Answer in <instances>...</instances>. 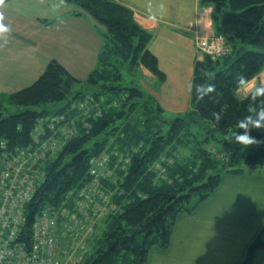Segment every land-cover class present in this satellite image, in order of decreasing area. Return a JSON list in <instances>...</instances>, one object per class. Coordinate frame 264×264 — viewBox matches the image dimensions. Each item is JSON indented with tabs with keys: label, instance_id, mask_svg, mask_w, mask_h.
<instances>
[{
	"label": "trees",
	"instance_id": "obj_1",
	"mask_svg": "<svg viewBox=\"0 0 264 264\" xmlns=\"http://www.w3.org/2000/svg\"><path fill=\"white\" fill-rule=\"evenodd\" d=\"M71 1L104 27L95 63L80 79L51 58L32 83L2 94L0 179L9 177L0 190H10L12 196L24 191L13 176L16 166L19 176L24 170L41 171V180L21 203L25 219L20 232L27 240L34 220L47 213L55 219L53 234L60 245L62 228L70 238L95 231L88 248L71 264H147L149 249L168 248L177 216L191 213L207 199L223 173L252 171L243 165L254 161L264 165V129L252 130L261 142L248 145L245 154L240 144L225 140L249 111L250 102L237 95L235 77L243 73L250 80L264 68V0H198L200 6L213 7V27L231 51L217 58H195L190 116L168 120L157 102L124 80V70L133 73V65H142L161 82L166 79L158 57L148 48L151 33L116 0ZM210 83L214 91L201 96L196 85ZM87 97L117 104H101L97 114L95 108L84 114L79 104ZM1 100L14 110L5 109ZM213 112H221L219 121ZM65 128L72 131L64 142L59 137L60 142ZM42 145V157L19 165L18 160L32 158ZM218 152L229 154L221 158ZM104 165L109 174L100 171ZM102 195L111 210L95 213L85 204L78 212V202H102ZM74 211L81 222L70 220ZM259 249L264 251V222L239 264H252Z\"/></svg>",
	"mask_w": 264,
	"mask_h": 264
},
{
	"label": "crops",
	"instance_id": "obj_2",
	"mask_svg": "<svg viewBox=\"0 0 264 264\" xmlns=\"http://www.w3.org/2000/svg\"><path fill=\"white\" fill-rule=\"evenodd\" d=\"M116 1L130 8L135 21L152 33L148 48L156 54L159 67L166 73L160 86L165 90L162 98L190 100L189 86L197 55L195 34L214 32L213 7L200 6L198 0ZM15 2L0 0V49H7L13 38L23 46L31 42L24 38L26 29L19 25H29L33 13L16 9ZM22 6L30 10L32 4ZM259 80H264V68L249 80V86ZM178 90H183V96ZM237 95L245 96L242 90H237ZM263 222L264 173L246 170L223 173L207 199L191 213L177 216L168 248L149 249L147 264H239ZM252 264H264L263 250L255 252Z\"/></svg>",
	"mask_w": 264,
	"mask_h": 264
},
{
	"label": "rangeland",
	"instance_id": "obj_3",
	"mask_svg": "<svg viewBox=\"0 0 264 264\" xmlns=\"http://www.w3.org/2000/svg\"><path fill=\"white\" fill-rule=\"evenodd\" d=\"M16 1V9L20 8L29 15L31 12L33 13L29 25H27L26 23L24 25H19V27L22 26L23 29H26L24 38L29 39L31 42H29V45L23 46V43H20L17 41V39L13 38L10 43H7V49H0V52L2 53V55L0 56V65H2L0 68V99H2V94L3 96H6L11 92L32 83L40 75V73L46 66V63L51 58L58 59L74 76L80 79H85L95 63L97 53L102 43L101 31H104L102 30L104 29V27L93 17H91L88 13H85L82 10V7L78 5L75 1ZM27 3L32 4L30 10L25 6H22V4ZM42 17H49L48 20L53 19L54 22H49L45 24V21L42 20ZM212 28L214 30L212 34H205L204 32H197L195 34L194 41L195 47L197 49V55L195 58H202L204 54H208L206 48H203L200 43L203 39H206L207 42L216 43L217 45L220 44L219 41L221 40L219 39V36L221 34L216 32L213 27V16ZM222 42L228 45L225 39L222 40ZM9 46L11 49H8ZM3 47L4 46H2L1 48ZM3 51H5V53H3ZM9 51L11 53H9ZM230 51L231 48L229 46V52L227 54H229ZM3 54L6 55L4 56L5 58L2 57ZM208 55H210L212 58L219 57L211 53ZM131 69L132 72L134 69L133 73L124 70L125 82H131L132 84H136L143 91L145 98L152 100L153 102H157L164 110V113L162 115L164 119L168 120L173 118L175 115L179 114H185V117L189 118V114L193 109L191 99H164V97L162 98V95L164 96L165 90H163V88L161 90L160 88L163 82L159 81L148 69H146L142 65H136V67L133 65L131 66ZM77 86L78 85H76V87ZM80 86L81 85H79V87ZM190 90L191 83L189 86V98L191 96ZM178 91L179 95L182 93L183 96V90ZM100 100L101 102H95V100L93 101L87 97V100H85V102H87V105L86 107H84L83 113L87 114L88 111H90L92 108H95L96 111L94 113L97 114L99 112V107L101 106V104L105 106L117 104L116 100L112 102H106L103 97H101ZM1 101H3V106L5 107V109L10 111L14 110L13 106H10V104L6 103V100ZM234 129L235 128H233L227 136L232 135ZM71 131L72 129L69 128L63 129L62 132L60 131L61 136H58V139L59 137H62L63 141L62 138L59 139V141L64 142V139L68 135L66 133H69ZM112 140L113 139L111 138V143ZM232 142L238 144L234 140ZM42 149L43 148L37 150L38 153L41 154V157L43 156ZM229 152H218L215 155L223 158L225 157V155L229 154ZM240 152L241 154H245L247 150L246 148L242 149L241 147ZM101 157L105 159L104 155H101ZM106 166L107 165L102 166L100 171L104 174H109L110 172ZM261 166L262 163L254 161L250 164H244L243 168H249L250 170H252V172H261V170L264 171ZM90 172L94 173L93 170H90ZM28 175L31 176V179H29V183L35 186L39 182V180H41L42 174L41 171L38 170H29ZM25 191L27 192V186ZM101 198L102 202L101 200H96V203L104 207L103 212L111 210L112 205H104L108 202L107 197L102 195L100 196V199ZM102 218L103 217L101 216L99 221H101ZM96 229H98V232L101 230L99 225ZM94 232L87 229L80 232L78 236L74 238H70L66 232H63L64 238L60 245L61 247L59 248V251L69 253V256L65 259L67 263L71 264L76 261L73 260V255L79 256L82 254V251L85 252L86 248H88L89 239L91 236L94 235ZM68 258L71 261H68ZM203 264H206V262Z\"/></svg>",
	"mask_w": 264,
	"mask_h": 264
},
{
	"label": "built area",
	"instance_id": "obj_4",
	"mask_svg": "<svg viewBox=\"0 0 264 264\" xmlns=\"http://www.w3.org/2000/svg\"><path fill=\"white\" fill-rule=\"evenodd\" d=\"M219 39L221 40L219 41V45L207 42L206 39H203L200 43L203 48H206L208 54L211 53L221 56L229 52V46L222 42V40H224L222 35L219 36ZM86 105L87 102L85 101L79 104L80 107H86ZM57 118L58 117L54 119ZM51 147L53 148L54 145L51 144ZM41 148H43V145ZM38 156H41L38 151L32 152V158H21L18 160L21 162L19 165L22 166L25 162H32L38 159ZM261 167H264V165ZM14 171V179L16 183H19L17 188L23 187L24 191L16 192L15 195L12 196V191L7 189L5 191L0 190V196H2L0 197V264H69L65 261L69 253L59 251L61 246L53 234L56 226L54 217H49L47 213H43L39 218H36L32 224L33 234L28 240L25 234L20 232L25 219L22 215L21 203L31 194L30 191L33 184L29 183L31 176L28 175V171L24 170L22 176L17 174L19 171L17 166L14 168ZM8 177L9 176L1 178L0 184H3V179H8ZM26 186L27 192L25 191ZM88 201V203L78 202L76 204L77 207H79L78 212H83L82 206H86L85 204L92 206V210L95 213L104 210L103 206H100L94 200H91V198H89ZM85 215L87 216L88 214L85 213ZM79 219L81 222V218L77 217L76 211L70 215L72 223L79 222ZM63 232H66L64 228H62V233ZM81 253L83 254L84 251ZM81 255H73V260L78 261V257L80 258ZM67 260L71 261L69 258Z\"/></svg>",
	"mask_w": 264,
	"mask_h": 264
},
{
	"label": "clouds",
	"instance_id": "obj_5",
	"mask_svg": "<svg viewBox=\"0 0 264 264\" xmlns=\"http://www.w3.org/2000/svg\"><path fill=\"white\" fill-rule=\"evenodd\" d=\"M235 86L244 92L245 99L250 102L249 111L237 121V127L233 130L232 135L225 136V140H234L243 149L248 145L261 142L252 135V130L264 129V80H259L254 85L249 86L247 75L239 73L235 77ZM214 89L215 85L211 83L207 86L196 85V90L201 96L211 93ZM212 115L217 121L221 119V112H213Z\"/></svg>",
	"mask_w": 264,
	"mask_h": 264
}]
</instances>
